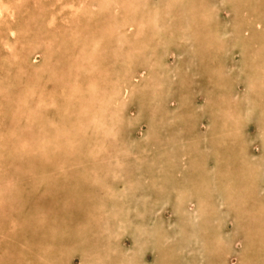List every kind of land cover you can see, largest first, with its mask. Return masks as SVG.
I'll return each instance as SVG.
<instances>
[{"label":"rangeland","instance_id":"374dc122","mask_svg":"<svg viewBox=\"0 0 264 264\" xmlns=\"http://www.w3.org/2000/svg\"><path fill=\"white\" fill-rule=\"evenodd\" d=\"M193 1L199 17V27L193 33L183 31L184 23L177 15L186 0H128L103 16L93 0L4 2L6 8L0 15V173L4 170L7 174H0V192L6 193L9 187L10 197L0 195V264H264V155L260 132L264 126V95L256 101L249 99V82H262L264 92V0ZM8 26L15 31L13 35ZM157 27L160 33L154 35ZM10 45L13 48L9 51ZM196 60H202L204 75L199 74ZM148 76L155 81L164 79V86L159 83L162 89L147 91L143 97L138 92ZM119 79L131 80L127 87L130 89L131 84L134 92L130 97H126L127 92L122 95L125 87ZM133 79L140 90L133 89ZM27 82L30 98L23 104L27 112H20H24L23 118V114L15 113V102ZM93 95L99 97L90 106ZM38 97L42 102L36 105ZM157 97L166 98L165 112ZM32 103L38 108L36 122L30 117ZM117 103L119 113L114 110V115H122L123 125H114L110 131V108ZM215 103L225 106V112L234 118L225 117L223 110L214 108ZM235 105L241 112L229 110ZM83 106L86 109L81 113ZM104 109L106 116L100 120ZM184 113L192 122L181 126L185 123L184 118L180 123ZM2 120L8 121L9 131ZM212 126L230 128L226 141L216 143ZM212 142L219 143L217 155L226 157V162L213 152ZM38 144L42 149L37 148ZM22 155L25 159L28 156L27 160L23 161ZM220 159L223 166L218 169ZM6 160L7 164L13 163V168L6 165ZM243 163L250 165L247 178L236 172ZM61 166L67 168H61L62 172ZM99 186L105 187L100 190ZM230 187L232 192L235 189L233 197ZM106 191H111L110 196L115 193L112 202L110 197H102ZM16 196L19 199L14 205ZM253 207L258 210L252 215L260 222L252 221L246 236L258 230L262 234L260 240L257 237L255 243L247 244L250 241L243 239L236 221L247 222V213ZM64 240H69V246ZM62 255L66 261L59 259Z\"/></svg>","mask_w":264,"mask_h":264},{"label":"bare ground","instance_id":"6f19581e","mask_svg":"<svg viewBox=\"0 0 264 264\" xmlns=\"http://www.w3.org/2000/svg\"><path fill=\"white\" fill-rule=\"evenodd\" d=\"M6 1H9V0H4V1H3V0H0V15L2 14V10H4V9L6 8V4L4 3V2H6ZM10 1H11V0H10ZM12 1H13V0H12ZM127 1H128V0H121V2H119V0H93V2L96 3V6H98V9H99L98 11H99V13L102 14V16L104 15V13H107V14H108L110 9H112V8H113V9H116V8H114L115 5H118V6H122V5H123V6H124V4L127 3ZM169 1H170V0H169ZM169 1H168V0H165V2H169ZM249 1H250V0H249ZM235 2L237 3V0H236ZM13 3H14V2H13ZM236 3H235V4H236ZM1 4H3V6H1ZM14 4H15V3H14ZM120 4H121V5H120ZM131 4H132V3H131ZM163 4H164V3H163ZM250 4H251V3H250ZM252 4H253V2H252ZM125 5H126V4H125ZM243 5H245V4H243ZM248 5H249V4H248ZM4 6H5V8H4ZM7 6H8V5H7ZM123 6H122V7H123ZM183 6H184V9L182 10V12L179 13V14H177V15H179V16L181 17L180 21H183V23H184V26L182 25L181 27H182L183 31H188L189 33H193V32H195V29L199 27V26L196 24V21H197L196 18H199V17H196V15H195L196 12L194 11V8H195V7H194V1H193V0H186V2H184ZM236 6H237V5H236ZM22 8H23V7H22ZM86 8H87V7H86ZM169 8H170V7L168 6V7H167V11H168V13H170V11H171V9H169ZM236 8H237V7H236ZM238 8H239V7H238ZM246 9H247V8H246ZM155 10H156V9H155ZM239 10H240V9H239ZM6 11H12V9H11V10L7 9ZM152 11H153V10H152ZM243 11H244V10H243ZM24 12H25V11H24ZM111 12H112V11H111ZM111 12H110V14H111ZM237 12H238V11H237ZM21 13H22V11H21ZM26 13H27V12H26ZM168 13H167V16H169ZM182 13H183V14H182ZM12 14H14V12H12ZM152 14H153V13H152ZM170 14H172V16H173V15H174V12H171ZM199 14H200V13H199ZM239 14H240V13H239ZM181 15H182V16H181ZM255 15H258V13H256ZM199 16H200V15H199ZM237 16H238V15H237ZM248 16H249V13H248L247 17H248ZM251 16H252V15H251ZM251 16H250V17H251ZM258 16H259V15H258ZM169 17H170V16H169ZM203 17H204V16H203ZM252 17H253V16H252ZM170 18H171V17H170ZM12 19H13V18H12ZM23 19L25 20L24 17H23ZM23 19H22V21H23ZM200 19H201V17H200ZM248 19H250V18H248ZM241 20H242V18H241ZM202 21H203V20H202ZM237 21H239V20H237ZM244 21H246V20L244 19ZM244 21H241V22H244ZM248 21H250V20H248ZM253 21H254V20H253ZM12 22H13V21H12ZM12 22H11V24H12ZM14 22H15V20H14ZM16 22H18V21H16ZM153 22H154V21H153ZM153 22H152L150 25L154 24ZM51 23H52V22H51ZM245 23H247V22H245ZM148 24H149V23H148ZM12 25H13V24H12ZM150 25H149V27H150ZM246 25L248 26V24H245V26H246ZM11 27H12V26H11ZM13 27H14V26H13ZM160 28H161V27H160ZM250 29H251V28H250ZM8 30H9V33H11L12 35L15 33V31H13L11 28L9 29V26H8ZM155 30H156V31H155L156 33H154V35L158 34L157 32L160 31V29H159L158 27H157V29H155ZM242 30H243V29H242ZM244 30H245V28H244ZM248 30H249V29H248ZM12 31H13V32H12ZM245 31H246V30H245ZM245 31H244V32H245ZM208 32H209V30H208ZM242 32H243V31H242ZM7 33H8V32H7ZM159 33H160V32H159ZM23 35H24V34H23ZM154 35H153V36H154ZM5 36H6V35H5ZM29 36H30V35H29ZM242 36H243V34H242ZM242 36H240V37L242 38ZM25 38H26V36H25ZM241 38H240V39H241ZM246 38H247V36H246ZM252 38H254V36H252ZM33 40H34V39H33ZM117 40H119V39H117ZM117 40H116V42H117ZM237 40H238V39H237ZM251 40H252V39H251ZM12 41H13V40H12ZM138 41H139V40H138ZM140 41H143V40H140ZM22 42H23V41H22ZM3 43H4V42H3ZM4 44H5V43H4ZM4 44H2V46H5ZM22 44H23V43H22ZM207 44H208V43H207ZM254 44H255V43H254ZM16 45H17V44H16ZM251 47H252V46H251ZM12 48H13L12 45H10V46H9V51H10ZM21 48H22V47H21ZM104 49H105V48H104ZM104 49H103V51H104ZM20 51H21V50H20ZM105 51H106V50H105ZM168 51H169V50H168ZM250 53H251V52H250ZM252 53H253V52H252ZM71 55H72V54H71ZM249 55H250V54H249ZM89 57H90V56H87V58H89ZM253 58H254V57H253ZM22 59H23V58H22ZM83 59H84V58H83ZM23 60H25V59H23ZM43 60H44V59H43ZM250 60H251V58H250ZM62 61H63V60H62ZM62 61H61V63H62ZM196 61H197V62H196L197 65H198V72H199V74L203 72V75H204L206 72H205V69H204L205 67H203V64H202L203 69L201 68L202 60H199V61L196 60ZM259 61H260V60H259ZM86 62H87V60H86ZM92 62H93V61H92ZM249 62H250V61H249ZM85 64H86V63H85ZM98 64H99V63H98ZM160 64H161V63H160ZM60 65H61V64H60ZM63 65H64V64H63ZM63 65H62V66H63ZM261 65H262V64H261ZM88 66H89V65H88ZM93 66H94V65H93ZM205 66H206V65H205ZM64 67H65V66H64ZM163 67H164V66H163ZM261 67H262V66H261ZM59 68H60V66H59ZM83 68H84V67H83ZM262 68H263V67H262ZM7 69H8V66H7ZM66 69H67V68H66ZM209 69H210V68H209ZM258 69L260 70V68H258ZM67 70H68V69H67ZM162 70H163V69H162ZM166 70H167V69H166ZM259 70H258V71H259ZM1 71H2V69H1ZM8 71H10V70H8ZM12 71H13V70H12ZM12 71H11V73H12ZM82 71H83V70H82ZM145 71H146V69H145ZM163 71L166 72L165 70H163ZM163 71H162V72H163ZM207 71H209V70H207ZM83 72H84V71H83ZM169 72L171 73V71H169ZM212 72H213V71H212ZM263 72H264V71H263ZM0 73H1V72H0ZM8 73H9V72H8ZM84 73H85V72H84ZM84 73H83V74H84ZM144 73H146V72H144ZM167 73H168V72H167ZM170 73H169V74H170ZM85 74H86V73H85ZM1 75H2V74H1ZM11 75H12V74H11ZM15 75H16V74H15ZM165 75H166V74H165ZM29 76H30V75H29ZM151 76H152V75H151ZM151 76H148V77H150V78L147 79V81H146L145 84L143 85V88H141V91L138 92V93H139L140 95H142L143 97H144L143 94L147 93V91H148V92L151 91V92H155V93H156V88H157V89H158V88H161L162 86H160V85L162 84V82L164 83V81H163L164 79H163V80L160 79L162 82H161V81H158V80H157V81H158V82H157V81H155L156 78H155V80H152V79H154V78H152L153 76H152V77H151ZM172 76H173V75H172ZM7 77H10V76H7ZM34 77H35V76H34ZM39 77H40V76H39ZM132 77H133V76H131L130 79H131ZM161 77H162V75H161ZM173 77H174V76H173ZM207 77H208V76H207ZM17 78H18V77H17ZM26 78H29V77H26ZM44 78H45V77H44ZM85 78H88V77H85ZM99 78H100V77H99ZM99 78H98V79H99ZM164 78H166V77H164ZM12 79H14V78H12ZM107 79H108V78H107ZM130 79H129V80H130ZM136 79H140V78H136ZM136 79H133L134 81H132V84H133L132 86H133V89L136 88V89L138 90L139 87H140V84H138V83L136 82V81H137ZM149 79H150L151 81H150ZM8 80H9V79H8ZM17 80H18V79H17ZM88 80H89V79H88ZM88 80H87V81H88ZM90 80H92V79H90ZM93 80H94V79H93ZM108 80H109V79H108ZM110 80H111V79H110ZM208 80H209V79H208ZM3 81H4V80H3ZM26 81H28V79H26ZM85 81H86V79H85ZM95 81H96V80H95ZM100 81H101V80H100ZM130 81H131V80H130ZM130 81H123V80L121 81V79L118 80V82H120V84H123V87H125V88H123L125 92H123L122 95H124V94L127 92L126 97H130V95L134 92V91H133V92L131 93V89H132V88H131V84H130V89L127 87L128 84L130 83ZM5 82H6V81H5ZM11 82H12V81H11ZM22 82H23V80H22ZM22 82H21V83H22ZM29 82H31V80H30ZM29 82H27V83L24 85V87L22 88V89H23L22 94H21L22 96H20V95L18 96V94H17L18 97L16 96V97H17V99H16L17 101H16L15 103H16V106H18V107H17V109H15L16 107L13 106L14 109L16 110L15 113H20L21 111H24V110L26 111L25 107H23V104H24V102L26 103V99H27V98H30V96L27 97L28 94H29V93H28V91H29V90H28ZM108 82H109V81H108ZM156 82H157V83H156ZM96 83H98V82H96ZM140 83H141V82H140ZM159 83H161V84H159ZM255 83H257V82H255ZM255 83H253V82H249V89H250V90H249V99H251V100L254 99V100L256 101V100L260 99V95H264V94H263L264 92H262V89H263V86H262V84H261L262 82L257 83V84H255ZM47 84H49V82H47ZM87 84H88V83H87ZM7 85H10V86H11V84H7ZM97 85L99 86V84H97ZM100 85H101V83H100ZM109 85H110V84H109ZM134 85H135V86H134ZM162 85L164 86V84H162ZM214 85H215V84H214ZM218 85H219V84H218ZM218 85H215V86H218ZM10 86H9V87H10ZM14 86H15V85H14ZM36 86H37V85H36ZM105 86H107L106 83H105L104 87H105ZM0 87H1V86H0ZM62 87H63V86H62ZM184 87H185V86H184ZM30 88H31V86H30ZM35 88H36V87H35ZM81 88H83L82 85H81ZM10 89H11V88H10ZM16 89H17V88H16ZM84 89H86V88H84ZM92 89H93V87H92ZM108 89H110V88H108ZM136 89H135V91H136ZM151 89H152V90H151ZM161 89H162V88H161ZM161 89H160V90H161ZM6 90H7V88H6ZM8 90H9V89H8ZM19 90H20V89H19ZM31 90H32V89H31ZM59 90H60V89H59ZM61 90H62V89H61ZM66 90H68V89H66ZM81 90H83V89H81ZM139 90H140V89H139ZM9 91H10V90H9ZM34 91H35V90H34ZM68 91H69V90H68ZM84 91H85V90H84ZM116 91H117V90H116ZM221 91H222V90H221ZM3 92H4V88H3ZM6 92H7V91H6ZM65 92H66V91H65ZM98 92H99V91H98ZM113 92H114L113 94H116L115 91H113ZM12 93H13V92H12ZM12 93L10 92V95H11ZM62 93H63V92H62ZM70 93H71V92H70ZM136 93H137V92H136ZM219 93H220V92H219ZM4 94H5V93H4ZM31 94H32V93H31ZM33 94H34V93H33ZM55 94H56V93H55ZM64 94H65V93H64ZM71 94H72V93H71ZM83 94H84V93H83ZM95 94H97V93H95ZM119 94H120V93H119ZM149 94H151V93H149ZM153 94H154V93H153ZM157 94H158V93H157ZM217 94H218V93H217ZM223 94H224V93H223ZM12 95H14V93H13ZM12 95H11V96H12ZM38 95H39V94H38ZM58 95H59V94H58ZM60 95H61V94H60ZM65 95H66V94H65ZM69 95H70V94H69ZM72 95H73V94H72ZM72 95H70V96H72ZM81 95H82V93H81ZM81 95L79 94V96H81ZM85 95H87V94H85ZM116 95H117V94H116ZM116 95H114V96H116ZM151 95H152V94H151ZM154 95H155V94H154ZM154 95H153V96H154ZM219 95H220V94H219ZM224 95H225V94H224ZM53 96H54V94H53ZM66 96H67V95H66ZM83 96H84V95H83ZM83 96H82V97H83ZM88 96H89V95H88ZM88 96H87V97H88ZM93 96H94L95 98H93V99L91 100V102H90V104H89L90 106H91V103L94 104V102H95V100L97 99V97H99V96H97V95H93ZM110 96H111V95H110ZM112 96H113V95H112ZM6 97H8V96L6 95ZM12 97H13V96H12ZM64 97H65V96H64ZM89 97H90V96H89ZM100 97H101V96H100ZM102 97H104V96H102ZM106 97H109V96H106ZM106 97H105V98H106ZM119 97H120V96H119ZM143 97H142V98H143ZM150 97H151V96H150ZM154 97L156 98V96H154ZM222 97H224V96L222 95ZM258 97H259V98H258ZM31 98H32V96H31ZM85 98H86V97H85ZM85 98H84V99H85ZM116 98H118V97H116ZM116 98H114V99H116ZM8 99H9V98H8ZM38 99H39V100H38ZM56 99H58V98H56ZM62 99H63V98H62ZM65 99H66V98H65ZM80 99H82V98H80ZM88 99H89V98H88ZM135 99H136V98H135ZM10 100H11V99H10ZM12 100H13V99H12ZM72 100H73V99H72ZM99 100H100V98H99ZM106 100H107V99H106ZM109 100H110V99H109ZM123 100H124V99H123ZM127 100H128V98H127ZM165 100H166V98H161V97L158 98V97H157V101L160 102L159 105H160V106L162 105V106H161V111H162V110L164 111V105H163V104H165ZM219 100H220V99H219ZM14 101H15V100H14ZM33 101H34V100H33ZM54 101L58 102L59 99H58V101H57V100H54ZM63 101H64V100H63ZM74 101H75V100H74ZM101 101H102V100H101ZM113 101H114V100H113ZM125 101H126V100H125ZM223 101H224V100H223ZM9 102H10V101H9ZM28 102H29V101H28ZM28 102H27V103H28ZM41 102H42V101H41V98L38 97L37 100H36V105H39ZM45 102H46V101H44V103H45ZM47 102H49V101H47ZM61 102H62V100H61ZM61 102H60V103H61ZM65 102H66V101H65ZM75 102H76V101H75ZM75 102H74V103H75ZM79 102H80V101H79ZM82 102H83V101H82ZM126 102H127V101H126ZM1 103H3V102L0 101V104H1ZM27 103H26V104H27ZM30 103H31V101H30ZM33 103H34V102H33ZM33 103H32V104H33ZM76 103H77V102H76ZM97 103H98V102H97ZM103 103H105V102H103ZM107 103H108V102H107ZM122 103H124V101H123ZM216 103H217V102H216ZM216 103H215L214 108L216 107L217 110H218V108H220V110H223V112L225 113V117L234 118V117L231 115V113H230V115H229V112H225V109L227 110V108H226L225 106H224V107H225V109H224L223 105H222V106H221L220 104L217 105ZM218 103H219V102H218ZM221 103H222V102H221ZM58 104H59V102H58ZM71 104H72V103H71ZM71 104H70V105H71ZM77 104H78V103H77ZM77 104H76V105H77ZM79 104H81V103H79ZM108 104H109V103H108ZM111 104H112V103H111V101H110V104H109V105H111ZM129 104H130V103H129ZM129 104H128V105H129ZM180 104H182V103H180ZM256 104H257V103H256ZM259 104H260V103H258V106H259ZM2 105H4V104H2ZM28 105H31V104H28ZM45 105H47V104L45 103ZM48 105H49V103H48ZM48 105H47V106H48ZM52 105H53V104H52ZM62 105H63V104H62ZM84 105H85V104H84ZM87 105H88V104H87ZM95 105H96V104H95ZM95 105H94V106H95ZM97 105H99V104H97ZM100 105H101V104H100ZM104 105H105V104H104ZM112 105H113V104H112ZM225 105H226V103H225ZM42 106H43V105H42ZM72 106H73V104H72L71 106H69V108H71ZM74 106H75V105H74ZM81 106H82V104H81ZM119 106H120V105L117 103V105L115 104V107H111V108H110V110H111V112H110V113H111V122H112V124L109 125V127H108V130H110V131L113 130L112 126H114V125H115L116 127H120V126L123 125V121H120L122 115H121V114H118V113H119V111H118V110H119V109H118ZM149 106H150V105H149ZM179 106H180V105H179ZM217 106H219V107H217ZM258 106H257V107H258ZM13 107H12V108H13ZM37 107H38V106H37ZM50 107H51V106H50ZM65 107H66V106H65ZM76 107H77V106H76ZM76 107H75V108H76ZM150 107H151V106H150ZM180 107H181V106H180ZM228 107H229V106H228ZM239 107H240V106H239ZM239 107L235 105V106H232L231 108H229V110L233 109V110H237V111L241 112ZM252 107L255 108V105H253ZM30 108H31V106H30ZM72 108H73V107H72ZM72 108H71V109H72ZM83 108H84V106L81 107V113H83V112H82V109H83ZM99 108H100V107H99ZM127 108H128V107H127ZM165 108H166V107H165ZM259 108H260V107H259ZM66 109H67V107H66ZM85 109H86V108H85ZM85 109H83V110H85ZM88 109H90V108H88ZM102 109H103V108H102ZM107 109H108V107H107ZM120 109H121V108H120ZM166 109H167V108H166ZM12 110H13V109H12ZM27 110H28V109H27ZM64 110H65V109H64ZM69 110H70V109H69ZM77 110H78V109H77ZM98 110H99V109H98ZM114 110H115V111H118V113L116 114V116L114 115V112H115ZM215 110H216V109H215ZM59 111H60V110H59ZM59 111H58V112H59ZM93 111H95V109H94ZM26 112H27V111H26ZM29 112H30V114H31L30 117L32 116L31 119H33V120L36 122V120H37L36 118L38 117V114H39V113H38V108H37V110H36V108H34V104H33V107H32L31 109H29ZM66 112H67V111H66ZM70 112H72V111H70ZM96 112H98L97 109H96ZM105 112H106L105 109L102 110V115H101V119H100V120H103V119L105 118V116H106V115H105ZM164 112H165V111H164ZM166 112H167V110H166ZM259 112H261V111H259ZM1 113H2V112H1ZM23 113H24V112H23ZM23 113H20V114H23ZM50 113H51V112H50ZM56 113H57V112H56ZM60 113H61V112H60ZM98 113H99V112H98ZM115 113H116V112H115ZM40 114H41V113H40ZM48 114H49V111H48V113H47L46 115H48ZM61 114H62V113H61ZM76 114H77V113H76ZM76 114H75V115H76ZM85 114H86V113H85ZM95 114H96V113H95ZM184 114H185V115L181 116V119H180L181 122H180V123L182 124V122H184V121L182 120V118H184L185 123H183L181 126H183V125H185V124H188V123H191V122H192L191 119L188 120L187 114H186V113H184ZM7 115H8V114H7ZM23 115H24V114H23ZM28 115H29V114H28ZM51 115H52V114H51ZM57 115H58V114H57ZM73 115H74V113H73ZM88 115H89V114H88ZM96 115H97V114H96ZM166 115H167V114H166ZM222 115H223V114H222ZM228 115H229V116H228ZM3 116H4V118H7V117H6V114H3ZM3 116H2V117H3ZM13 116H14V115H13ZM36 116H37V117H36ZM52 116H53V115H52ZM60 116H61V115H60ZM60 116H59V117H60ZM71 116H72V115H71ZM77 116H78V115H77ZM79 116H80V115H79ZM91 116H92V115H91ZM91 116H90V118H91ZM107 116H108V115H107ZM15 117L18 118L17 115H16ZM24 117H25V115L23 116V118H24ZM50 117H51V116H50ZM56 117H57V116H56ZM66 117H67V116H64V115H63V118H66ZM68 117H69V116H68ZM92 117H93V116H92ZM95 117H96V116H94L93 119H95ZM99 117H100V116H99ZM109 117H110V116H109ZM164 117H165V115H164ZM20 118H21V117H20ZM60 118H62V117H60ZM60 118H56V119H60ZM69 118H70V117H69ZM72 118H73V117H72ZM78 118H79V117H78ZM88 118H89V117H88ZM96 118H97V117H96ZM0 119H1V118H0ZM21 119H22V118H21ZM25 119H26V118H25ZM25 119H24V121H25ZM29 119H30V118H29ZM39 119H40V118H39ZM41 119H42V118H41ZM80 119H81V118H80ZM97 119H98V118H97ZM158 119H160V117H159ZM42 120H43V121L45 120V116H44V118H43ZM61 120H63V119H61ZM69 120H70V119H69ZM83 120H84V119H83ZM130 120H132V119H130ZM48 121L51 122V120H48ZM55 121H56V120H55ZM55 121H54V122H55ZM63 121H64V120H63ZM71 121H72V120H71ZM79 121H80V120H79ZM87 121H88V120H87ZM91 121H92V119H91ZM263 121H264V120H263ZM3 122H5V121L2 120V123H3ZM7 122H8V121L5 122V125H6L5 128L8 127V126H7V125H8ZM13 122H14V121H13ZM25 122H27V120H26ZM54 122H53V123H54ZM56 122H58V121H56ZM56 122H55V123H56ZM64 122H66V120H65ZM67 122H68V121H67ZM80 122H81V121H80ZM84 122H85V121H84ZM95 122H96V121H95ZM132 122H133V121H132ZM203 122H204V121H203ZM215 122H219V121H215ZM14 123H15V122H14ZM22 123H23V122H22ZM39 123H40V122H39ZM43 123H44V122H43ZM45 123H46V121H45ZM45 123H44V124H45ZM62 123H63V122H62ZM71 123H72V122H71ZM85 123H86V122H85ZM93 123H94V122H93ZM219 123H221V122H219ZM10 124H11V122H9V125H10ZM60 124H61V122H60ZM60 124H59V125H60ZM64 124H66V123H64ZM79 124H80V123H78V125H79ZM88 124H89V121H88ZM90 124H91V122H90ZM214 124H215V123H214ZM223 124L225 125V122H224ZM263 124H264V123H263ZM3 125H4V124H3ZM25 125H26V124H25ZM179 125H180V124H179ZM192 125H193L192 127H194L195 124L192 123ZM1 126H2V125H1ZM19 126H21V125H19ZM31 126H32V125H31ZM40 126H41V125H40ZM61 126H62V125H61ZM61 126H60V128H61ZM66 126H67V125H65V127H66ZM79 126H81V127L83 128V125H79ZM89 126H90V125H89ZM91 126H92V125H91ZM62 127H63V126H62ZM73 127H74V125H73ZM77 127H78V126H77ZM77 127H76V128H77ZM92 127H93V126H92ZM200 127H201V126H200ZM200 127H199V128H200ZM222 127H223V126H222ZM224 127H225V129H222L221 127H217V126H215V127L212 126V132H215V136H214V135H213V136L216 137V140H217L216 143L218 142V140H224V141H226V139H224V137H225V136H228V134H229L228 132L230 131V128H228V127H226V126H224ZM3 128H4V127H3ZM21 128H22V127H21ZM21 128H20V129H21ZM36 128L39 129V127H36ZM40 128H41V127H40ZM44 128H45V127H44ZM52 128H53V127H52ZM69 128H70V126H69ZM86 128H87V127H86ZM86 128H85V129H86ZM90 128H91V127H90ZM7 129H8V130H6V131H9V128H7ZM11 129L13 130V128H10V130H11ZM18 129H19V128H18ZM18 129H17L16 131H18ZM71 129H72V128H71ZM71 129H68V128H67L68 131H70ZM73 129H74V128H73ZM73 129H72V130H73ZM77 129H80V128H77ZM3 130H4V129H3ZM27 130H28V129H27ZM65 130H66V128H65ZM74 130H75V129H74ZM100 130H101V129H100ZM16 131H15V132H16ZM31 131H32V130H31ZM36 131H38V130H36ZM42 131H43V128H42L41 132L39 131V132L42 134L41 136H43ZM68 131H66V132H68ZM75 131H76V130H75ZM75 131H73V133H74ZM3 132H4V131H3ZM3 132H2V134L4 135ZM13 132H14V131H13ZM33 132H34V131H33ZM56 132H57V131H56ZM63 132L66 133L65 131H63ZM260 132H261V136H262L261 138H262V140H263L262 143H261V148H262L263 155H264V126H261V127H260ZM9 133H10V132H9ZM9 133H8V134H9ZM16 133H17V132H16ZM18 133H19V132H18ZM18 133H17V134H18ZM20 133L22 134V132H20ZM47 133H48V132H47ZM60 133H61V132H60ZM64 133H62V134H64ZM68 133H70V132H68ZM73 133H72V134H73ZM85 133H86V132H85ZM108 133H110V132H108ZM177 133H178V131H177ZM0 134H1V133H0ZM33 134H34V133H33ZM33 134H32V135H33ZM51 134H52V132H51ZM76 134H77V133H76ZM86 134H88V133H86ZM3 135H2L1 137H3ZM10 135H11V134H10ZM10 135H9V137H10ZM15 135H16V134H15ZM18 135H19V134H18ZM28 135H29V134H28ZM35 135H36V133H35ZM57 135H58V133H57ZM60 135H61V134H60ZM88 135H89V134H88ZM95 135H96V133H95ZM104 135H105V134H104ZM112 135L114 136V134H112ZM118 135H119V134H118ZM29 136H30V135H29ZM39 136H40V135H39ZM54 136H55V135H54ZM61 136H64V135H61ZM61 136H60V137H61ZM65 136H67V135L65 134ZM65 136H64V138H65ZM71 136H73V135H71ZM71 136H69V137H71ZM80 136H81V135H80ZM86 136H87V135H86ZM107 136H108V135H107ZM218 136H219V137H218ZM9 137H6V138H9ZM49 137H50V136H49ZM75 137H76V136H75ZM109 137H110V135H109ZM4 138H5V137H4ZM20 138H21V137H20ZM35 138H36V136H35ZM45 138L47 139V137H45ZM52 138H53V136H52ZM55 138H56V136H55ZM57 138H58V137H57ZM64 138L61 137V139H64ZM81 138H82V137H81ZM86 138H87V137H86ZM10 139H11V138H10ZM43 139H44V138H43ZM43 139H42V140H43ZM53 139H54V138H53ZM59 139H60V138H59ZM68 139H69V138H68ZM74 139H75V138H74ZM90 139H91V138H90ZM122 139H123V138H122ZM3 140H5V139H3ZM8 140H9V139H8ZM47 140H48V139H47ZM57 140H58V139H57ZM83 140H84V139H83ZM85 140H86V139H85ZM91 140H92V139H91ZM5 141H6V140H5ZM12 141H14V140H12ZM23 141H24V140H23ZM51 141H52V140H51ZM60 141H61V140H60ZM73 141H74V140H73ZM3 142H4V141H3ZM26 142H27V141H26ZM29 142H30V141H29ZM32 142H33V141H32ZM49 142H50V140H49ZM65 142H66V140H65ZM71 142H72V141H71ZM79 142H80V141H79ZM86 142L88 143V141H86ZM192 142H193V141H192ZM7 143H8V142H7ZM57 143H58V142H57ZM62 143H63V142H62ZM62 143H61V144H62ZM66 143H67V142H66ZM73 143H74V142H73ZM92 143H95V142H93V140H92ZM101 143H102V142H101ZM114 143H115V142H114ZM214 143H215V142H212V143H211L212 146H213V148H211V149L213 150V152L216 153V156H220V155H217V154L220 153V150H219V148H220L219 143H218V145H216V144H214ZM8 144H9V143H8ZM15 144H16V142H15ZM26 144L29 145L30 143L27 142ZM40 144H41V142H40ZM40 144H38V147H37V148L42 149V146H41ZM52 144H53V143H52ZM82 144H83V143H82ZM99 144H100V143H99ZM99 144H98V145H99ZM102 144H103V143H102ZM192 144H193V143H192ZM192 144H189V145H192ZM4 145H5V144H4ZM6 145H7V144H6ZM32 145H33V144H32ZM34 145H35V144H34ZM43 145H44V144H43ZM45 145H46V144H45ZM54 145L58 146L57 144H55V142H54ZM59 145H60V143H59ZM67 145H68V143H67ZM69 145H70V144H69ZM76 145H78V143H77ZM94 145H95V144H94ZM100 145H101V144H100ZM195 145H196V143H195ZM195 145H194L193 147H195ZM2 146H3V145H2ZM2 146H1V147H2ZM8 146H10V145H8ZM8 146H7V147H8ZM17 146H18V145H17ZM20 146H21V145H20ZM30 146H31V144H30ZM36 146H37V145H36ZM47 146H48V145H47ZM52 146H53V145H52ZM60 146H63V145H60ZM71 146H72V145H71ZM71 146H70V147H71ZM79 146H82V145H79ZM84 146H86V145H84ZM140 146H141V145H140ZM5 147H6V146H5ZM7 147L5 148V150L7 149ZM25 147H26V146H25ZM28 147H29V146H28ZM44 147H45V146H44ZM66 147H67V146H66ZM72 147H73V146H72ZM97 147H98V146H97ZM101 147H103V146L101 145ZM107 147H108V146H107ZM216 147H217V148H216ZM3 148H4V147H3ZM10 148H11V146H10ZM13 148H14V147H13ZM19 148H20V147H19ZM74 148H75V147H74ZM74 148H73V149H74ZM92 148H93V147H92ZM95 148H96V145H95ZM95 148H93V149H95ZM25 149H26V148H25ZM25 149H24V150H25ZM30 149H31V148H30ZM50 149L52 150V148H50ZM53 149H54V148H53ZM78 149H79V148H78ZM105 149H106V148H105ZM147 149H148V147H147ZM1 150H2V149H1ZM8 150H10V149H8ZM11 150H13V149L11 148ZM14 150H15V154L17 155V153H16V149H14ZM19 150H20V149H19ZM33 150H34V149H33ZM33 150H32V151H33ZM63 150H64V149H63ZM144 150H145V149H144ZM22 151H23V148H22ZM22 151H21V152H22ZM53 151H55V150H53ZM53 151H52V152H53ZM70 151H71V150H70ZM70 151H69V152H70ZM79 151H80V149H79ZM105 151H106V150H105ZM218 151H219V152H218ZM18 152L20 153V151H18ZM38 152H39V151H38ZM45 152H46V151H45ZM81 152H82V151H81ZM103 152H104V151H103ZM143 152H144V151H143ZM217 152H218V153H217ZM4 153H5V152H4ZM10 153H11V152H10ZM30 153H31V152H30ZM43 153H44V152H43ZM65 153H66V151H65ZM70 153H71V152H70ZM108 153H110V152H108ZM189 153H190V151H189ZM22 154H23V153H22ZM31 154H32V153H31ZM35 154H36V153H35ZM50 154H51V153H50ZM67 154H68V153H67ZM144 154H146V153L144 152ZM0 155H1V154H0ZM11 155H12V154H11ZM42 155H43V154H42ZM59 155H61V154H59ZM62 155H63V154H62ZM62 155H61V158H64L65 155H64L63 157H62ZM225 155H226V154H225ZM34 156H35V155H34ZM37 156H38V154H37ZM46 156H48V155H46ZM54 156H55V155H54ZM106 156H107V155H106ZM115 156H116V155H115ZM2 157H3V156H2ZM10 157H11V156H10ZM21 157L23 158L24 156L22 155ZM25 157H26V156H25ZM25 157H24V160H23V161L27 160V158H28V156H27L26 159H25ZM141 157H142V156H141ZM35 158H36V157H35ZM39 158H40V157H39ZM65 158H66V157H65ZM103 158H104V157H103ZM220 158H221L223 161H225V162L228 160L226 157L223 158V157L220 156ZM0 159H1V157H0ZM8 159H9V158H8ZM11 159H12V158H11ZM13 159H14V158H13ZM44 159H45V158H44ZM46 159H47V160H50V159H48V158H46ZM52 159H53V158H52ZM109 159H110V158H109ZM221 159H220L219 162L216 164L218 169H219V168L221 169L222 166H223V164L220 165V164H221V163H220V162H221ZM263 159H264V157L262 158V160H263ZM1 160H2V159H1ZM14 160H15V159H14ZM42 160H43V159H42ZM53 160L55 161V159H53ZM53 160H51L50 163H51ZM57 160H58V158H57ZM62 160H63V159H62ZM103 160H104V159H103ZM30 161H31V160H30ZM59 161H60V160H59ZM46 162H48V161H46ZM261 162H262V161H261ZM43 163H44V161H43ZM56 163H58V162H56ZM62 163H63V162H62ZM8 164H9V166H10V164L12 165L13 163L11 162V163H8ZM8 164H7V160H6V165H8ZM30 164H31V163H30ZM53 164H55V163H53ZM67 164H68V163H67ZM72 164H73V163H72ZM146 164H147V163H146ZM51 165H52V164H51ZM55 165H57V164H55ZM60 165H61V164H60ZM228 165H229V164H228ZM44 166H45V165H44ZM44 166H43V168H44ZM10 167H11V166H10ZM46 167H47V164H46ZM48 167L50 168V166H48ZM58 167H59V165H58ZM63 167H64V166H63ZM63 167L61 166L60 169L63 168ZM249 167H250V165H247V164H244V163L241 164V165L239 164V169H237V171H236V172H237V175H240V177H244V176H245V177L247 178V177H248V174H249L248 172L250 171V170H249ZM5 168H6V167H5ZM11 168H13V167H11ZM65 168H67V167H64V169H65ZM133 168H134V167H133ZM139 168H140V167H139ZM60 169H59V170H60ZM79 169H80V166H79ZM114 169H115V168H114ZM162 169H163V168H162ZM0 170H1V168H0ZM14 170H15V169H14ZM205 170H206V169H205ZM207 170H208V169H207ZM3 171H4V170H2L1 173H3V174H4V173L7 174V172H3ZM39 171H40V170H39ZM57 171H58V170H57ZM57 171L55 170V173H56ZM61 171H62V169H61ZM62 172H63V171H62ZM68 172H69V171H68ZM79 172H80V171H79ZM102 172H103V171H102ZM1 173H0V174H1ZM8 173H9V172H8ZM58 173H61V172H58ZM66 173H67V172H66ZM66 173L64 172V175H65ZM80 173H81V172H80ZM219 173H221L220 170H219ZM238 173H239V174H238ZM3 174H1V175H3ZM56 174H57V173H56ZM229 174L231 175L232 173L230 172ZM235 174H236V173H235ZM60 175H61V174H60ZM64 175H63V176H64ZM71 175H72V174H71ZM9 176H10V175H8V177H9ZM66 177H67V176L65 175V178H66ZM225 177H226V176H225ZM61 178H63V177H61ZM69 178H70V177H69ZM159 178H162V177H159ZM228 178H229V177H228ZM3 179H4V178H3ZM94 179H95V178H94ZM148 179H149V178H148ZM150 179H152V178H150ZM102 180H103V179H102ZM57 181H58V180H57ZM82 181H83V180H82ZM97 181H99V180L97 179L96 182H97ZM103 181H104V180H103ZM160 181H161V183L163 182L162 179H161ZM160 181H159V182H160ZM222 181H225V183H227V182H228V179H223V178H222ZM241 181H242V180H241ZM241 181H240V182H241ZM2 182H3V181H2ZM4 182H6V180H4ZM4 182H3V183H4ZM51 182H52V181H51ZM68 182H69V181H68ZM8 183H9V182H8ZM46 184H47V182H46ZM57 184H59V183H57ZM57 184H56V185H57ZM78 184H79V183H78ZM98 184H99V183H98ZM98 184H97V185H98ZM100 184H101V183H100ZM105 184H106V183H105ZM241 184H242V183H241ZM251 184H252V183H251ZM251 184H250V186H251ZM56 185H55V186H56ZM65 185H66V184H65ZM225 185H226V184H225ZM245 185L247 186V184H244V186H245ZM8 186H9V185H8ZM8 186H7V187H8ZM55 186H54V187H55ZM80 186H83V185H80ZM107 186H108V185H107ZM246 186H245V187H246ZM250 186H249V189L252 188V187H250ZM5 187H6V185H5ZM5 187H4V188H5ZM56 187H57V186H56ZM58 187H59V186H58ZM104 187H105V186H102V187L99 186L100 190L103 189ZM241 187H243V186H241ZM2 188H3V187H2ZM8 188H9V187H8ZM8 188L5 190L6 193H4V192H0V195L3 193V194H2L3 197L6 196L5 194H7V196H9V194H8ZM81 188H82V187H81ZM108 188H109V187H108ZM230 188H231V187H230ZM234 188H235V187H234ZM238 188H239V186H238ZM243 188H244V187H243ZM0 189H1V188H0ZM82 189H83V188H82ZM247 189H248V187H247ZM249 189H248V190H249ZM10 190H12V189H10ZM25 190H26V189H25ZM232 190H233V187L231 188V192H232ZM237 190H238V189H237ZM248 190H247V191H248ZM0 191H1V190H0ZM78 191H79V190H78ZM111 191H113V190H111ZM111 191H106V194H103L102 197H104V196H108V197H110L109 199H110L111 202H112V201H113V198H114L113 195H114L115 193L113 192L114 194H112V195L110 196ZM234 191H235V189H234ZM234 191H233V192H234ZM240 191H243V190H240ZM50 192H51V194L53 193L52 190H49V193H50ZM83 192H84V190H83ZM116 192H117V191H116ZM134 192H137V190H134ZM231 192H229V194H230ZM233 192L230 194V196H232V197H233V195L235 194V192H234V193H233ZM73 193H74V192H73ZM85 193H86V192H85ZM128 193H129V192H128ZM242 193H243V192H242ZM248 193L250 194V193H252V192L250 191V192H248ZM12 194H13V193H12ZM78 194H79V193H78ZM83 194H84V193H83ZM86 194H87V193H86ZM117 194H119V193H117ZM130 194H131V193H130ZM130 194H129V195H130ZM204 194H205V193H204ZM243 194H244V193H243ZM256 194L258 195V193H256ZM246 195H247V194H246ZM246 195H244V198H245ZM2 196H0V198H1ZM86 196H87V195H86ZM116 196H117V195H116ZM116 196H115V197H116ZM247 196L249 197V199L251 198V197H250L251 194H250V196H249V195H247ZM9 197H10V196H9ZM92 197H94V195H93ZM92 197H91V198H92ZM242 197H243V195L241 196V198H242ZM252 197H253V196H252ZM85 198H86V197H85ZM87 198H88V197H87ZM121 198H122V197H121ZM123 198H124V197H123ZM257 198H258V197H257ZM6 199H7V198H6ZM12 199H13V198H12ZM18 199H19L18 196H16L15 199L13 200V201H14V205L16 204L15 200H18ZM124 199H125V198H124ZM245 199H246V198H245ZM245 199H244V200H245ZM251 199H252V198H251ZM251 199H250V201H251ZM0 200H3V198H1ZM4 200H5V199H4ZM90 200H91V199H90ZM252 200H253V199H252ZM259 200H261V199H259ZM11 201H12V200H10V202H11ZM91 201H92V200H91ZM179 201H180V200H179ZM257 201H258V200H257ZM2 202H3V201H2ZM103 202H104V201H102V202L100 203V204H101V207H102V205H104ZM245 202H247V201H245ZM245 202H244V203H245ZM254 203H256V202H254ZM66 204H67V202H66ZM181 204H182V203H181ZM4 206H5V205H4ZM6 206H7V205H6ZM8 206H9V205H8ZM242 206H243V205H242ZM255 206H258V205H255ZM12 207H13V205L11 204V207H9V208L11 209ZM99 207H100V206H99ZM6 208H8V207H6ZM9 208H8V209H9ZM115 208H116V207H115ZM136 208H137V207H136ZM138 208H139V207H138ZM141 208H142V207H141ZM253 208H254V209H250L251 211H250L249 213H247V216H248V218H247L248 221H247V222H239L238 220L236 221L237 229H238L239 231H241V232L243 233V235H244V236H243V239H245V240L247 241V238H248L249 241H250V242H247V244H249V243H251V242H252V243H255V242H253V241H257V237H258V239H259V238H260V234H262V233H261L262 231H259V230L257 231V230H256L257 232H255L253 236H252V235H249V236L247 235L248 237L246 236V234H248V233L250 232V230H251V228H252V226H253V225L251 224V222H252V221H253V222H260V219H259V218H256V217H254L255 215H252V213H255L256 210H258L257 207H253ZM123 209H124V208H123ZM130 209H132V208H130ZM241 209H242V208H241ZM236 210H237V209L235 208V211H236ZM138 211H139V209H138ZM246 211H247V210H246ZM246 211H245V213H246ZM141 212H142V211H141ZM141 212H140V213H141ZM5 213H6V212H5ZM142 213H143V212H142ZM242 213H243V212H241V215H242ZM245 213H244V214H245ZM135 214H136V213H135ZM234 215H236V214H234ZM236 217H237V215H236ZM245 217H246V216H245ZM237 218H238V217H237ZM255 218H256V219H255ZM245 220H246V219H245ZM142 221H143V220H142ZM110 224H111V223H110ZM164 224H165V223H164ZM261 224H262V222H261ZM142 226H143V225H142ZM261 226H262V225L258 226V228H260ZM138 227H139V226H138ZM143 228H144V227H143ZM2 231H3V230H2ZM140 231H141V230H139V232H140ZM157 231L160 232L159 230H156V232H157ZM185 232H186V231H185ZM185 232H184V233H185ZM72 233H73V232H72ZM72 233H71L70 235H72ZM3 234H4V233H3ZM140 235H141V233H140ZM160 235H162V232H160ZM0 236H1V235H0ZM73 236L75 237V235H72V237H73ZM141 236H142V235H141ZM151 237H152V236H151ZM66 238L68 239V236H67ZM141 238H143V237H141ZM251 238H252V241L250 240ZM59 239H60V238H59ZM74 240H75V239H74ZM74 240H73V242H74ZM259 240H260V239H259ZM68 241H69V240H68ZM68 241H65V240H64V242L67 243V244H65V245H67V246H69V245H68ZM62 243H63V242H62ZM69 243H70V242H69ZM71 244H73V243L71 242ZM7 245H8V244H7ZM73 246H74V244H73ZM63 248H64V246H63ZM67 249H68V248H67ZM59 250H60V249H59ZM69 250H70V249H69ZM40 252H41V251H40ZM68 252H69V251H68ZM35 253H36V252H35ZM38 253H39V252H38ZM65 253H66V252H65ZM40 254H41V253H39V255H38V254H37V255L40 256ZM63 255H64V254H63ZM63 255H62V257H59V259H60V258L62 259L63 257H65V256H63ZM47 257H48V256H47ZM55 257H56V256H55ZM66 257H67V256H66ZM86 257H87V256H86ZM161 257H162V256H161ZM69 258H70V257H69ZM87 258H88V257H87ZM51 259L54 260V258L52 257V255H51ZM51 259H50V260H51ZM57 259H58V258H57ZM61 259H60V260H61ZM85 259H86V258H85ZM55 260H56V259H55ZM55 260H54V261H55ZM62 260H63V259H62ZM62 260H61V261H62ZM64 260H65V259H64ZM64 260H63V261H64ZM63 261H62V262H63ZM65 261H66V260H65ZM67 261H68V260H67ZM88 262H89V261H88ZM247 262H249V261H247ZM57 263H58V262H57ZM67 263H68V262H67ZM53 264H54V262H53ZM58 264H59V263H58ZM86 264H87V263H86ZM90 264H93V263L90 262ZM94 264H95V263H94ZM102 264H104V263H102ZM134 264H135V263H134Z\"/></svg>","mask_w":264,"mask_h":264}]
</instances>
